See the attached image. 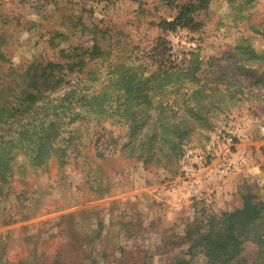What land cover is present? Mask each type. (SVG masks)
Here are the masks:
<instances>
[{"label": "rangeland", "instance_id": "1", "mask_svg": "<svg viewBox=\"0 0 264 264\" xmlns=\"http://www.w3.org/2000/svg\"><path fill=\"white\" fill-rule=\"evenodd\" d=\"M30 77L51 106L0 136V264H208L248 202L261 261L264 0H0V113Z\"/></svg>", "mask_w": 264, "mask_h": 264}, {"label": "trees", "instance_id": "2", "mask_svg": "<svg viewBox=\"0 0 264 264\" xmlns=\"http://www.w3.org/2000/svg\"><path fill=\"white\" fill-rule=\"evenodd\" d=\"M67 65L70 71L74 72L76 67H80L79 71H82L83 68L86 66V63H84V61L82 60L79 62L76 61L71 65L67 63ZM60 68L63 67L60 66ZM46 72L47 71L43 73L44 77L47 74ZM51 72L53 71L51 70ZM45 80L46 81L48 80L47 77ZM23 82L25 87L22 89V94L20 96H17L15 100L11 101V105L5 106L4 108L5 111L0 113L1 137H11V136L13 137L15 135H20V133H22V131L24 130L23 126H26V124L24 123L20 124V122L26 120L28 121V125L30 126L37 125L46 117L42 113L50 111L51 104H49L45 100L42 101V104H40V101L33 100L32 98L33 95L31 91H29V88H32V90L36 89L35 79L30 77L29 80L26 79V81ZM39 109L41 110V112H38ZM36 114L38 115V117L34 116ZM11 123H17V125L20 124L12 133L9 132L6 128V126L11 128L12 127ZM26 132H28V129H26L25 133ZM3 166H5V163L2 161V157H1L0 178L6 176V172L2 169ZM2 183H3V178H2ZM258 214H259V210L257 206L251 202H248L245 205V208H243L242 210H238L235 213L227 214L226 216L230 224L228 233L218 235V238H216L213 242L211 241L208 242L209 245L208 264H251L248 260L240 257L241 256L240 254L242 253V244H243L242 237L244 236V233L242 231L236 233V231L238 230L237 224L239 229L241 228L244 229L254 222ZM211 238L212 235L206 237V239H210V240ZM256 242H258V245L261 248V253H260L261 261H259L258 263L254 262L252 264H264V237L262 236L259 237L256 240ZM178 264H184V263L180 262Z\"/></svg>", "mask_w": 264, "mask_h": 264}, {"label": "built area", "instance_id": "3", "mask_svg": "<svg viewBox=\"0 0 264 264\" xmlns=\"http://www.w3.org/2000/svg\"><path fill=\"white\" fill-rule=\"evenodd\" d=\"M262 130H264V127H262ZM193 156H194V152L191 151L190 149H188V150H186V151L184 152V157H185V160H186V161H190L191 158H193ZM225 170H226V169H225ZM195 186H196V181H193V182L190 184V187H191V188H194Z\"/></svg>", "mask_w": 264, "mask_h": 264}, {"label": "crops", "instance_id": "4", "mask_svg": "<svg viewBox=\"0 0 264 264\" xmlns=\"http://www.w3.org/2000/svg\"><path fill=\"white\" fill-rule=\"evenodd\" d=\"M206 183H210L209 181H206ZM219 189L217 187H213L212 185H209L208 187H206L204 184L202 186V190H207L208 193L206 194V197H208L210 195V192L212 191V189Z\"/></svg>", "mask_w": 264, "mask_h": 264}]
</instances>
